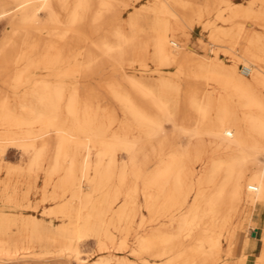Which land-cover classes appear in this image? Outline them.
Segmentation results:
<instances>
[{"label": "bare ground", "instance_id": "obj_1", "mask_svg": "<svg viewBox=\"0 0 264 264\" xmlns=\"http://www.w3.org/2000/svg\"><path fill=\"white\" fill-rule=\"evenodd\" d=\"M133 1L0 0V18L9 24L0 61L9 54L6 61L14 67L3 82L23 87L11 94L0 86V154L7 145L29 153L27 170L35 176L48 162L45 183L54 176L61 180L50 199L77 185L83 207L90 209L77 224L65 200L41 217L21 213L17 235L0 238V264H25L16 259L28 252L82 260V244L88 242L83 233L98 226L97 216L121 229L120 210L108 214L106 203L91 204L93 191H85L84 184L98 185L102 203L127 185L128 224L135 226L142 214L146 234L136 245L131 238L126 241L134 254H148L147 264H234L242 207L264 205V9L255 8L259 1L264 7V0L247 5L224 0L222 9L217 2L200 8L195 0H171L170 6H155L151 30L143 9L131 11ZM240 15L249 21L245 28L241 24L238 37L256 49L247 43L242 52L233 47L223 58L189 45L195 30L214 29L216 40L233 37ZM218 20L233 24L220 27ZM42 38L48 41L39 42ZM149 58L158 70L175 69L153 77L146 70ZM125 63L142 68L123 75L127 84H118L106 67ZM189 81L205 84L182 85ZM68 85L70 93L63 91ZM63 99L70 122L53 106ZM19 101L45 107L30 109L26 119L19 116ZM120 111L124 117L116 126ZM183 136L187 142H177ZM120 153L126 155L122 161ZM46 215L52 216L51 225ZM105 227L104 222L98 227L100 249L114 243L111 232L106 238L101 234ZM254 228L247 237L249 256L241 254L235 264H245L247 256L246 264H264V220Z\"/></svg>", "mask_w": 264, "mask_h": 264}, {"label": "rangeland", "instance_id": "obj_2", "mask_svg": "<svg viewBox=\"0 0 264 264\" xmlns=\"http://www.w3.org/2000/svg\"><path fill=\"white\" fill-rule=\"evenodd\" d=\"M144 1L147 5H145L143 7H139V6H141V4H140L137 7L138 3H141L142 0H134L132 2V6H131L132 8L131 7L130 8H131V11L132 10H139L138 8H140L141 10L143 9L142 10L143 12L147 13V14H145L146 20H147V22L145 23V26H146V29L151 30L152 27H154V25H155V14L153 12L155 9V6H158L159 8H161V7H163L162 6L163 4H168V6H170L173 3L171 0H144ZM230 1L231 2H240L241 4L247 5L251 0H230ZM167 2H169V3H167ZM194 2L200 8L202 6H207V5H208L207 7H210L212 5V3H214V2H217L218 7L221 9L226 7L225 6L226 3L224 2V0H195ZM255 8L258 10L264 9V7L260 1L256 3ZM128 14H129V12H125V17H128ZM212 18H215V17H212ZM234 21H236L238 24L237 25L238 27L235 26L234 28L236 29V27H237L238 30L234 31L233 37L232 36L225 37L222 40L217 39L219 41L218 42L215 38H212V35H213L212 33H214V29L206 30L205 32H201L203 37H205V40H203V38H199L198 44L196 45L195 43H197V38H196L197 35H195V32L196 31L198 32L199 30H195L193 32L192 39L189 42V45L192 46L195 49V51L198 53L205 54L207 56H212L215 53H219L220 56L223 58H225V53H227V51H230V48L232 49L233 47H235V48H233L232 50H234L235 52H242L243 49H239V48H244V46L247 45V43L251 48L256 49V47L250 45L249 41H246L245 39L238 37L239 36L238 32H240L239 30H241V32H242V29H241L242 25L241 24L243 23V26L245 28L247 26V22L249 21V18L245 17V15H240ZM217 24L220 27H222V26L228 27V26H231V24H233V22L229 23V22H223L221 20H218ZM150 26H152V27H150ZM8 28H9L8 19L7 18H0V48L2 45L1 43L3 41L2 39H4L5 36H7V33H9ZM151 35L152 34H149L150 38L147 40L150 54L152 53V49H153V47H152L153 42L151 40ZM47 38H45V39L42 38L39 40V42L42 41V43H45L49 40V38H48V40H47ZM220 41H221V43H220ZM194 44H195V46H194ZM11 57L12 56H10L8 54V56H6L5 59L8 60ZM135 59L136 60L138 59L137 54L135 56ZM6 60L0 61V66H1L0 67V86L3 87L4 89L6 88L5 90H7V92L13 94L14 92H17V91L19 92V91L23 90V87L19 86V87L14 89V87L11 84H5L3 82L4 78L11 76L13 69H14L12 62L6 61ZM148 61L150 63H149V67L146 68V70H149L150 75L153 77H158L160 75H170L169 72L175 69V66H171V67H167V68H161L162 70L161 69L158 70V66L151 62V58H149ZM135 64L136 65L133 67L130 66V63H125L124 66H122V67L109 64L106 68L108 69V67L110 66V68H111L110 73H112L116 77L117 83L125 85L127 83L125 80H123V75L132 74L137 69L142 68L139 63H135ZM242 65L243 64H241L239 66V71L242 69ZM107 75H108V73H104V76H107ZM189 84H191L193 86H197V84L198 85H204L205 82L204 81L182 82V85H189ZM66 90L68 93H70L72 91L69 88V85H68L67 89L66 88L63 89V91H66ZM16 105H17V108L19 110V116L21 114H24V117H26V119L28 118L27 116L30 114L29 113L30 109L34 108L38 111V110L45 107L44 103H39V102L36 103V102H21V101H19ZM10 106H11V108L14 107V104L12 101H11ZM53 106H56L58 108V110H60L61 115L66 118L65 119L66 121L67 120L69 122L71 121L72 116L70 113L67 112V104L64 103V99H63V101L61 100V102H58L56 105L53 104ZM118 115H117L118 117L116 120L117 125L115 124L116 126H119V124L122 122L123 117H124V114L122 113V111H120L118 113ZM166 131L167 132L172 131V126L170 124L166 125ZM81 134L85 135L84 133H81ZM83 137H85V136H83ZM87 139L88 138L85 137V140H87ZM177 142L186 143L187 137H185V136L179 137V138H177ZM50 154H51V152H50ZM263 155H261L263 157L262 159H264ZM0 158H2L3 165H4V167L0 168V209L9 210L12 213H23L27 216L28 215H34L35 217H41L43 215L42 214L43 211L44 212H46V211L50 212L55 207L56 202H59L60 200H65V201H67V203H70L72 205L71 220L73 221V224H77L81 220L84 221L86 219V217L90 215V211H89L90 209H88V207H83V205H82L81 197L77 193V191L79 190L77 185L75 186V189L72 190L71 192H67L63 196L60 195V199H55V200L50 199L49 196L51 195V193L53 191L54 184L55 183L60 184L61 180H60L59 176H54L51 179L50 183H48V184L45 183V181H46V172L45 171L48 170L49 166H50V164L48 162H45L43 164V169H42L41 173L36 175L37 176L36 177L35 175L30 174V172L27 170L28 162L30 159L29 153L21 151L17 147H12V146L7 145V147L5 148V152L3 154H0ZM125 158H126L125 153L119 154L120 161H122ZM63 159H64V164L66 165L68 163L66 160V157H64ZM12 162H17V164H13ZM6 170H8V171H6ZM44 187H46L45 191L42 190V188H44ZM83 188L85 191H89V190L93 191L92 198L90 199L91 204H93L94 202L98 203V204H100V203L105 204L106 203L105 205H107V207L109 208L108 214L114 213V212L120 210V213H121L120 218L123 221V226L121 227V229H117V230L112 229L109 226V221L107 219L103 220L104 218L102 219L101 216H97L95 219L98 222V226L95 227L94 229L89 230L88 232L83 233L84 237H88V242L89 241H91V242H90L89 246H86V245L83 246V250H85L87 252L82 253V255H83L82 260L77 259L73 256L58 257V256L51 255V254L38 257V254H36V253L32 254L29 252L26 254L23 253L20 256V258H17L16 260L21 261L22 263H25V264H44L45 262H47V264H120V263L121 264H134V262H137L138 264H147V263H145L146 260H144V258H147L148 254L146 252L140 253L139 255L134 254L132 252L133 247H129V245H130L129 241H126V240L131 238L133 241L132 245H136L135 240L141 239V237L146 234V230L144 229V226L141 225L142 224V218L144 217V216H142V214H140V213L137 214V218L135 219V226H134V224L133 225L128 224L129 217H130V208H129L130 201H129V198L127 195V185L126 184L120 185V188L122 189V191L121 192L115 191L114 193L108 194L107 202H103V203L100 200L99 194H97V193H99L100 188L98 187V185L95 182L93 184V188H92L93 190L90 189L91 186L88 184H84ZM43 199H48V200L43 201ZM98 200H100V201H98ZM38 202L41 203L39 208H38ZM25 205H29V207H25ZM254 207L255 206L250 205V204H244V206L242 207V210L240 212L239 221L244 219V222H242V224H241L240 239H239L238 247H237L238 250L241 247L243 239L250 237V233H252L254 231L253 228L250 226H247V223H246L249 220V216H250L248 214L250 213V211ZM46 218L49 219V221H50L49 223L51 225L52 224V222H51L52 216L46 215ZM55 222L61 223L62 220L58 219ZM102 222H104V224H106V227H105V229L101 230V234L103 236H105V238H106L111 232L112 233L111 235L114 238V243L110 244L108 248L100 249V250L106 251V250L110 249L111 246H116L115 249L117 251H120V252L128 251L130 253V259H132V260H128L126 258H123V260H121L120 263H117L114 261L115 256H116L114 253H109V251L101 253L98 251V246L96 245V243H98L96 240V236H97V233L100 232L98 230V227H99V224L101 225ZM254 227H255L254 229H260L259 227L258 228L256 226H254ZM50 228H52V227L50 226ZM13 229L16 230V227H13ZM128 234L130 237L128 236ZM94 241L96 243H94ZM47 245L49 247H51L52 242L50 241ZM138 245L139 244H137V246ZM101 254H108V255H101ZM111 254H114L113 259H110ZM53 256H54V258H53ZM248 256H249V254H248ZM248 256L245 259V264L248 260ZM240 259L241 258L236 256L233 260V263L235 264V263L239 262ZM82 261H84V262H82ZM218 263H220V262H218ZM154 264H158V263H154Z\"/></svg>", "mask_w": 264, "mask_h": 264}, {"label": "crops", "instance_id": "obj_3", "mask_svg": "<svg viewBox=\"0 0 264 264\" xmlns=\"http://www.w3.org/2000/svg\"><path fill=\"white\" fill-rule=\"evenodd\" d=\"M140 4H141V6H139ZM145 5H147V4L145 3L144 0H142L141 3H138L137 7L138 6L139 7H143ZM195 35H197V37H196L197 38V43H195L196 45L198 44V39L199 38H203V40H205V37H203V35H202L200 30L198 32L196 31ZM195 44H194V46H195ZM12 163L13 164H17V162H12ZM257 207H259V208H257ZM248 215H250V216H249V220L246 222L247 226H250L252 228H254V226L261 228L263 220H264V205L255 206L254 208H252V210L250 211V213ZM20 216H21V213H12V212H10L9 210H6V209H0V238L1 239H7L9 237H13V236L17 235L18 228H19V225H20ZM242 222H244V219L238 222L237 230H238L239 234L241 232V224H242ZM13 227H16V230H14ZM239 239L240 238H237V237L234 239L233 243H234L236 248L238 247ZM245 239H243L241 247L239 248V250L237 248V257H239L241 254L245 255V254L250 253V252H248L249 251L248 239L247 238H245ZM90 242L91 241L84 242L82 244V250H83V246L84 245L89 246ZM94 243H96V242L94 241ZM96 245L98 246V251L101 252V253H104V252H107V251H109V253H114L116 255L114 261L117 262V263H120V261L123 260V258H126L128 260H132V259H130V253L128 251H125V252L117 251L115 249L116 246H111L110 249H108L106 251H101L100 250V246L98 245V243H96ZM259 245L260 244L258 242L257 243V247L253 250V252H254L253 255L258 254V251H259V248H260ZM246 246H247V248H246ZM83 251L87 252L85 250H83ZM251 252H252V250H251ZM108 254H101V255H108ZM218 264H220V263H218Z\"/></svg>", "mask_w": 264, "mask_h": 264}, {"label": "built area", "instance_id": "obj_4", "mask_svg": "<svg viewBox=\"0 0 264 264\" xmlns=\"http://www.w3.org/2000/svg\"><path fill=\"white\" fill-rule=\"evenodd\" d=\"M243 72H244L245 74H248L249 69H248V68H243Z\"/></svg>", "mask_w": 264, "mask_h": 264}]
</instances>
